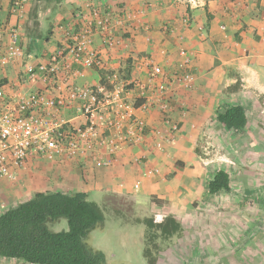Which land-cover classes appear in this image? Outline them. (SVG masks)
<instances>
[{
    "label": "crops",
    "instance_id": "obj_1",
    "mask_svg": "<svg viewBox=\"0 0 264 264\" xmlns=\"http://www.w3.org/2000/svg\"><path fill=\"white\" fill-rule=\"evenodd\" d=\"M8 1H0V23L9 16ZM48 10L46 14L39 11L40 36L23 40L28 41V49H35L31 56L34 60L46 61L60 54L59 58L70 62L68 79L42 85L22 76L20 82L19 72L7 67L3 74L20 92L48 87L53 93H59L64 92L68 83L96 87L101 80L115 79L129 84L126 96L138 103L142 100L140 96L148 94L140 88L148 82L141 61L151 57L168 71L181 72L182 50L188 59L182 72L191 79L188 86L175 88L171 96L168 116L176 124V131L170 134L158 107L137 109L135 115L145 122V132L130 146L122 147L117 161L101 168H95L89 158L52 163V176L61 177L62 181L48 177L52 187L42 191H67L64 179L70 168L79 166L87 180L78 182L72 191L87 195L112 193L135 200L125 190L127 178L134 177L141 184L138 190L175 202L182 187H188L187 181L179 178L176 163H183V167H178L182 170L194 168V180L198 178L196 174L202 162L195 155L194 146L201 131L215 127L236 137L250 128L264 131V19L261 18L264 0H61L48 5ZM105 13L113 16L107 28L100 25ZM86 24L92 31L81 36V27ZM73 26L79 30L70 31ZM48 30L50 35L42 37ZM79 44L85 51L97 54L102 63L99 69L102 76L96 68L71 62L69 49ZM225 105L244 108L249 123L243 132L228 131L216 121L217 111ZM67 116L73 119L77 113L71 110ZM158 142L162 143L163 150H156L154 144ZM163 156L175 162L170 169L172 177L168 180L163 177L164 181L160 182L163 166L159 160ZM144 157L148 159L142 162ZM153 167L159 171L153 173ZM23 169L19 176L24 173Z\"/></svg>",
    "mask_w": 264,
    "mask_h": 264
},
{
    "label": "rangeland",
    "instance_id": "obj_2",
    "mask_svg": "<svg viewBox=\"0 0 264 264\" xmlns=\"http://www.w3.org/2000/svg\"><path fill=\"white\" fill-rule=\"evenodd\" d=\"M53 3L45 0H25L23 3L19 20L22 26L20 47L24 49L25 61L34 60L35 49H28V41L26 43L23 38L39 35V11L49 13L48 5ZM78 30L73 26L70 31ZM49 35L48 30L41 36ZM19 68L22 70L18 73L21 82V77L26 75L22 64ZM123 84L126 88L129 86ZM262 133L264 131L250 128L247 133L236 137L215 127L201 131L194 146L195 155L202 162L196 174L198 178L194 180V168L175 169L182 182L188 184V187H182L175 202L160 200L157 195L149 196L138 190L141 184L134 177L127 178L125 190L135 200L112 193L90 192L89 200L98 202L105 221L90 234L89 243L103 250L115 264H148L150 258L155 259V264H264ZM162 147L155 148L163 150ZM159 161L163 166V174L159 176L161 182L172 177L170 169L175 160L163 156ZM154 167L151 170L157 173L159 168ZM217 169L230 174V189L209 195L206 185ZM23 170L21 176L17 174L13 179L0 177V213L12 204L51 188L48 177L62 181L61 177L52 176L51 163L39 162ZM64 180L68 184L67 191H72L78 182L87 179L80 167L74 166ZM170 216L178 222V229L166 234L155 225ZM64 227V223L52 226L54 230ZM14 261L0 258V264H25Z\"/></svg>",
    "mask_w": 264,
    "mask_h": 264
},
{
    "label": "built area",
    "instance_id": "obj_3",
    "mask_svg": "<svg viewBox=\"0 0 264 264\" xmlns=\"http://www.w3.org/2000/svg\"><path fill=\"white\" fill-rule=\"evenodd\" d=\"M24 1L11 0L9 16L0 23V177L13 179L21 169L39 162L52 164L89 158L95 168L110 166L117 161L123 146H130L145 132V122L135 115L137 109L158 107L170 134L177 130L168 111L175 88L190 84L191 76L182 72L188 64L183 50L180 51L184 57L181 72L168 71L151 57L141 61L148 82L140 88L148 94L140 96L143 102L137 107L126 96L128 87L115 79L96 87L68 83L64 92L59 93H53L48 87L28 92L16 90L3 74L7 67L22 72L19 68L22 64L30 81L45 85L68 79L70 65L59 58L60 54L46 61H25L24 49L20 47L19 20ZM112 17L105 13L100 25L107 28ZM91 31L89 24L83 25L81 36ZM69 50L72 63H83L97 70L102 67L97 54L85 51L82 44ZM71 110L77 113L73 119L67 116ZM154 146L161 147L162 143Z\"/></svg>",
    "mask_w": 264,
    "mask_h": 264
},
{
    "label": "trees",
    "instance_id": "obj_4",
    "mask_svg": "<svg viewBox=\"0 0 264 264\" xmlns=\"http://www.w3.org/2000/svg\"><path fill=\"white\" fill-rule=\"evenodd\" d=\"M261 18L264 19V12ZM98 72L102 76V72ZM104 83L100 81V85ZM216 121L226 130L237 133L243 132L249 123L240 105L222 106L216 113ZM176 165L183 167V163ZM229 189L230 174L224 169L215 170L207 182V193L215 195ZM104 221L102 210L85 192H37L0 213V258L25 264H115L103 250L88 241L90 234ZM59 223H64L65 227L54 230L52 226ZM155 226L171 234L178 229V222L170 216ZM148 264H155V259L150 258Z\"/></svg>",
    "mask_w": 264,
    "mask_h": 264
}]
</instances>
